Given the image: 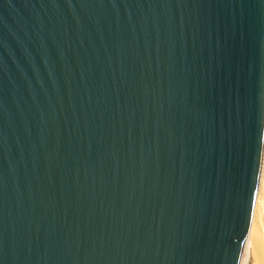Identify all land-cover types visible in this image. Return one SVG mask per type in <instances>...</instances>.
<instances>
[{
	"label": "water",
	"instance_id": "1",
	"mask_svg": "<svg viewBox=\"0 0 264 264\" xmlns=\"http://www.w3.org/2000/svg\"><path fill=\"white\" fill-rule=\"evenodd\" d=\"M263 149L264 0H0V264H240Z\"/></svg>",
	"mask_w": 264,
	"mask_h": 264
},
{
	"label": "bare ground",
	"instance_id": "2",
	"mask_svg": "<svg viewBox=\"0 0 264 264\" xmlns=\"http://www.w3.org/2000/svg\"><path fill=\"white\" fill-rule=\"evenodd\" d=\"M249 253L254 264H264V149L256 199L248 236L244 243L240 264H246Z\"/></svg>",
	"mask_w": 264,
	"mask_h": 264
}]
</instances>
